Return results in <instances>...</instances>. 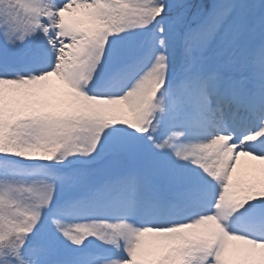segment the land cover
<instances>
[{
	"label": "snow or ice",
	"instance_id": "obj_1",
	"mask_svg": "<svg viewBox=\"0 0 264 264\" xmlns=\"http://www.w3.org/2000/svg\"><path fill=\"white\" fill-rule=\"evenodd\" d=\"M0 264H264V0H0Z\"/></svg>",
	"mask_w": 264,
	"mask_h": 264
}]
</instances>
